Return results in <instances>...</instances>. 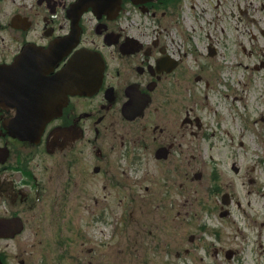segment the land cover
<instances>
[{"label":"flooded vegetation","instance_id":"flooded-vegetation-1","mask_svg":"<svg viewBox=\"0 0 264 264\" xmlns=\"http://www.w3.org/2000/svg\"><path fill=\"white\" fill-rule=\"evenodd\" d=\"M263 13L264 0H0V231L22 225L0 241L32 224L63 246L82 209L104 243L107 217L145 195L188 215L199 142L264 136ZM220 202L240 232L250 201Z\"/></svg>","mask_w":264,"mask_h":264},{"label":"rangeland","instance_id":"rangeland-1","mask_svg":"<svg viewBox=\"0 0 264 264\" xmlns=\"http://www.w3.org/2000/svg\"><path fill=\"white\" fill-rule=\"evenodd\" d=\"M231 137L221 136V139L225 144ZM261 137L256 133H235L232 146L221 144L215 150H205L203 145L210 143L199 142L204 150L194 152L198 155L192 170L201 172L202 177L201 181L193 177L192 210L188 215H176V210L165 214L166 206L156 205L155 200L145 195L140 198V212L123 214L115 208L107 217L102 243L98 236L94 238L93 231H85L90 214L81 209L83 230L79 238L72 237L63 246L47 248L44 246L46 233L35 232L32 224H28L17 238L0 241L1 261L3 264H20L22 260L23 264H264V224L260 225L264 222V141H260ZM216 163L219 165L215 166ZM237 168L240 173L235 172ZM215 169L221 176L213 182ZM214 183L221 187L218 194L211 189ZM225 192L234 199L251 203L247 207L248 221L245 226L242 222L240 232L236 230L239 217L234 207L230 217H219L218 207L214 208L220 205ZM130 207L138 206L133 202ZM242 247H245L246 261L227 259L228 251Z\"/></svg>","mask_w":264,"mask_h":264},{"label":"water","instance_id":"water-1","mask_svg":"<svg viewBox=\"0 0 264 264\" xmlns=\"http://www.w3.org/2000/svg\"><path fill=\"white\" fill-rule=\"evenodd\" d=\"M224 204L225 201H224ZM220 216H225V213H221ZM11 226H12V233L8 234V233H4L0 231V236H10L12 234H17L22 230V225L19 223L18 226H16V224L13 221L8 222ZM2 224V223H1ZM2 234V235H1ZM229 254H226L227 258H230L232 256V254L228 251Z\"/></svg>","mask_w":264,"mask_h":264}]
</instances>
